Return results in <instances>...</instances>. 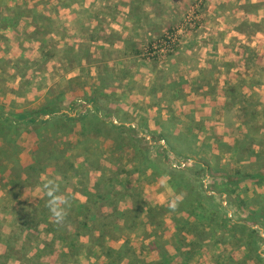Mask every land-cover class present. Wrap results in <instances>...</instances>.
<instances>
[{
  "label": "rangeland",
  "instance_id": "1",
  "mask_svg": "<svg viewBox=\"0 0 264 264\" xmlns=\"http://www.w3.org/2000/svg\"><path fill=\"white\" fill-rule=\"evenodd\" d=\"M62 94L72 116L134 127L140 142L83 137L80 120L13 128L11 146L0 140V264H147L162 251L172 264H264V223L248 219L264 212V179L251 177L264 172V0H0V106L23 112ZM172 128H190L194 157L233 182L214 198L221 228L175 224L183 191L165 172L194 160L165 152ZM113 166L127 183L117 197L98 182ZM154 234L163 241L150 247Z\"/></svg>",
  "mask_w": 264,
  "mask_h": 264
},
{
  "label": "trees",
  "instance_id": "2",
  "mask_svg": "<svg viewBox=\"0 0 264 264\" xmlns=\"http://www.w3.org/2000/svg\"><path fill=\"white\" fill-rule=\"evenodd\" d=\"M94 39V37H91ZM65 95L62 94V96H56L53 100H47L46 102L40 104L36 109L29 110L26 109L23 112H13L12 110L3 108L0 106V140L3 142H7L8 146H11L10 144L12 141L7 138L9 134L12 133V129H19L24 127H36L35 129H42L43 127L47 126L50 121L55 122L56 125L60 124H69L73 123L76 120L85 121V125H83V128L81 130V134L83 137H86V135L89 133L87 132V129L97 130V131H107L108 133H113L115 136L122 137L124 140H126L130 145L133 141H139V139H135L136 135H138V131L136 128H127L125 125H115L111 122L102 121L96 113H86L84 116H80L79 118L72 116V107L74 105L73 101L68 103V107L70 109V112H66L62 107H60L57 103L58 100H61L62 97ZM56 100V101H55ZM87 103H93L94 99H84ZM95 112L98 111L96 105H94ZM232 112V111H231ZM230 115V112L225 113V119L228 121L226 125L230 124L232 125L231 118L228 119V116ZM46 117V118H45ZM234 123V122H233ZM157 125V123L155 122ZM49 126V125H48ZM158 128L159 124L157 125ZM164 131V130H163ZM183 131V130H182ZM181 130H176L172 128L169 132L164 134L165 137V143L168 145V151H165L169 154V152L175 153V155L184 158V159H192L194 160V164L192 167H186L185 169L179 171V173H173L177 174L178 176L171 177L170 173H166L168 177L172 178L170 180V186L171 188L177 193L179 191H183V194L180 195L181 199L176 203V209L177 211L182 213V216L179 219L175 220V224L178 226L182 225L183 230L190 229L192 227L201 226V231L203 228H215L220 227L223 224L218 223L219 220H223L225 218L224 210H222L221 206L218 205L215 201V197H221L222 195H227L230 192V185H233V182L228 181L227 179L224 181H220L219 177L223 174L221 171H218L212 168V166L202 160H198L194 157L191 150L193 149L196 141H197V135L192 134V131L190 128H187L186 132H182ZM107 133V134H108ZM135 135V138L133 137ZM126 136V137H123ZM173 136V137H172ZM222 138V137H221ZM248 138H250V135L248 134ZM206 145L209 147H217V143L213 140V138L208 137L205 139ZM221 144H228L226 141L221 139L220 145L218 147H221ZM138 152H141V156H144L143 163L139 161L138 163L143 165L144 168L151 169L152 167L154 170H158L155 167L158 166L160 163L154 164V160L151 159V152H149L148 149L141 150L140 148H137ZM216 158L215 156L213 157ZM121 167L119 166H113V167H104L101 168L102 172L104 173L102 176L99 177L98 182L99 184L103 185L104 188L110 193V195H115V197L119 196L122 191L127 190V183L123 181L120 171ZM7 169L4 168V171ZM153 170V169H152ZM160 170V169H159ZM163 170V169H162ZM166 170V169H165ZM108 171V175H105V172ZM167 171V170H166ZM209 173L211 177V185L209 187H205L203 185L202 180L205 179V175ZM123 173V172H122ZM172 173V172H171ZM169 174V175H168ZM225 177V176H223ZM253 179H264V172H258L256 175L251 176ZM255 177V178H254ZM52 183H56V178L53 180L50 179ZM219 180V181H218ZM120 187L121 191H116V187ZM229 187V189H227ZM206 190L213 192L214 197L210 195H206ZM184 191L186 194H184ZM128 194V193H127ZM117 203V199L116 202ZM180 213V214H181ZM261 213L262 218L260 220L257 219L258 214ZM165 214V213H163ZM186 216H189L193 218L196 224H193L190 222ZM149 217L150 218H156V224H157V232L159 229L162 228L163 223H165L164 220H159L160 217L159 211L157 209H149ZM248 219L250 220H256L259 224H261V221L264 223V212L257 210V211H251L248 213ZM241 230L239 231L243 235L248 234V237L252 238L253 231L249 229L246 225H241ZM228 230L234 231L233 227H229ZM242 235V236H243ZM155 239L152 240L150 243V247L153 245H156V243L163 241V237L158 234L152 235ZM226 239V238H225ZM253 242V239L251 240V243ZM192 243H190L191 245ZM255 242L253 243V245ZM184 245V244H183ZM155 249V247H154ZM156 250V249H155ZM180 250V247H179ZM157 252V251H155ZM182 252V249H181ZM112 253L111 249L109 250L110 255ZM158 253V260L153 259L147 264H172V257L166 253V251H162V253ZM183 254V253H182ZM184 257V256H183ZM184 259V258H183ZM171 261V262H170ZM146 264V263H143ZM233 264V263H231ZM245 264V263H244ZM248 264V263H247Z\"/></svg>",
  "mask_w": 264,
  "mask_h": 264
},
{
  "label": "clouds",
  "instance_id": "3",
  "mask_svg": "<svg viewBox=\"0 0 264 264\" xmlns=\"http://www.w3.org/2000/svg\"><path fill=\"white\" fill-rule=\"evenodd\" d=\"M54 203V202H53ZM172 207H174L175 205H170ZM53 212H54V215L56 216L57 220L59 221L60 219H62V215H61V212L57 211L55 208H53Z\"/></svg>",
  "mask_w": 264,
  "mask_h": 264
},
{
  "label": "crops",
  "instance_id": "4",
  "mask_svg": "<svg viewBox=\"0 0 264 264\" xmlns=\"http://www.w3.org/2000/svg\"><path fill=\"white\" fill-rule=\"evenodd\" d=\"M158 98V97H157ZM169 121V119L166 121V122H168ZM163 124V121H162V123H161V125ZM161 127V126H160Z\"/></svg>",
  "mask_w": 264,
  "mask_h": 264
}]
</instances>
